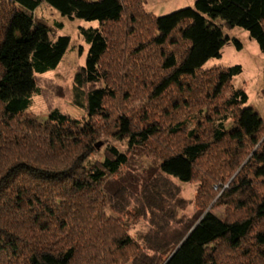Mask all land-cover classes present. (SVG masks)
<instances>
[{
    "label": "trees",
    "instance_id": "obj_1",
    "mask_svg": "<svg viewBox=\"0 0 264 264\" xmlns=\"http://www.w3.org/2000/svg\"><path fill=\"white\" fill-rule=\"evenodd\" d=\"M42 4L69 20L98 23L97 27H79L88 49L84 65L74 75V100L81 104L79 98L84 95L86 121L71 119L57 109L45 118L26 111L38 91L37 75L55 69L70 43L67 35L49 37L48 25L33 14ZM125 6L122 0H0V264H75L84 249L91 252L84 264H108L100 253L113 249L123 253L135 246L122 233L108 244L90 237L91 230L89 237L85 233L86 226L93 228L97 223L93 211L99 204V184L128 164V155L114 146L105 149L102 160L88 161L97 149L98 118L107 120L105 101L113 96L107 87L96 86L106 82L102 59L110 50L103 27L118 23ZM151 23L150 43L160 50L164 71L155 96L171 89L187 96L203 90L210 103L222 100L233 119L212 129L213 142L233 141L238 154L250 146L253 174L264 177V121L246 106V92L231 86L241 66L203 70L208 60L220 57L225 44L242 47L223 28L245 30L264 53V0H195L192 6L154 16ZM227 90L228 96L220 99ZM182 102L187 104L185 98ZM117 133L133 146L157 139L162 131L151 122L134 128L127 116H120ZM190 136L191 142L160 158L157 166L162 174L180 182L192 180L195 164L208 153L209 143L194 130ZM254 186L241 178L230 190L231 196L240 195L233 203L236 208L246 206L250 198L251 213L244 217L221 219L207 210L194 216L186 231H178L170 241L147 237L151 251L167 249V256L157 264H217L221 243L235 254L264 259V229L255 225L264 218V192L256 194ZM141 196L146 207H157L150 204L147 184L142 185ZM156 222L158 235L163 227L160 219ZM161 245L164 249L157 248Z\"/></svg>",
    "mask_w": 264,
    "mask_h": 264
},
{
    "label": "rangeland",
    "instance_id": "obj_2",
    "mask_svg": "<svg viewBox=\"0 0 264 264\" xmlns=\"http://www.w3.org/2000/svg\"><path fill=\"white\" fill-rule=\"evenodd\" d=\"M122 1L126 9L120 21L103 27L107 31L110 50L102 59L106 82H99L96 86L107 87L113 96L105 101L107 120L98 118L99 138L96 141L101 145L88 161L102 160L105 149L114 146L128 155V164L122 166L118 173L106 176L99 184V204L93 211L97 223L93 228L86 226L85 233L89 237L91 230L90 237H99L100 241L104 239L107 244L111 237L122 233L135 243L134 247L124 250V254L114 249L109 254L100 253V258L110 262L108 264H157L167 256V249L161 245L157 248L164 250L151 251L147 237L152 239L158 236L170 241L178 231H186L194 216L207 210L228 220L248 215L252 207L248 204L250 198L246 206L236 208L233 203L241 198L238 194L231 196L230 190L238 184L239 179L246 178L254 183L256 194L262 193L264 177L253 174L255 163L250 158V146L238 154L233 141L225 139L213 142L212 129L219 123L228 125L233 119L231 110L223 106L222 100L210 103L203 96V90L195 96H187L176 89L155 96L157 83L164 71L160 67V50L150 43L154 33L151 20L156 15L192 6L195 0ZM33 14L37 20L48 25L50 38L67 35L70 43L55 69L37 75L38 91L32 95L26 111L45 118L52 109H57L71 119L86 121L84 95L79 98L81 104L74 100V75L84 65L88 49L79 27H97L98 23L69 20L46 4L39 6ZM223 33L238 39L242 47L236 49L231 42L225 44L220 57L208 60L203 70L240 65L241 73L232 78L231 86L246 92V106L251 107L264 121V97L261 96L264 88V53L239 27L223 28ZM164 49L169 51V47ZM228 94L229 90L220 99ZM184 98L187 104H183ZM120 116H127L134 128L151 122L162 133L144 145H128L127 138L118 137L117 121ZM176 127L177 132L171 133L170 130ZM190 130L209 143V151L197 160L192 180L180 182L162 174L157 165L162 156L178 151L193 140ZM232 155L237 156L234 159ZM143 184H147L148 193L152 195L150 204L157 205L154 210L146 207L148 203L143 196L140 197ZM227 191L228 195H224ZM153 199L155 204L152 203ZM159 219L163 229L157 235L156 221ZM255 225L264 229V218L255 221ZM87 250L78 253L75 264H84L85 260H89L91 252ZM217 250V264H264V259L235 254L222 243Z\"/></svg>",
    "mask_w": 264,
    "mask_h": 264
},
{
    "label": "water",
    "instance_id": "obj_3",
    "mask_svg": "<svg viewBox=\"0 0 264 264\" xmlns=\"http://www.w3.org/2000/svg\"><path fill=\"white\" fill-rule=\"evenodd\" d=\"M100 145H101V142H98V143L96 144V147L98 148Z\"/></svg>",
    "mask_w": 264,
    "mask_h": 264
}]
</instances>
